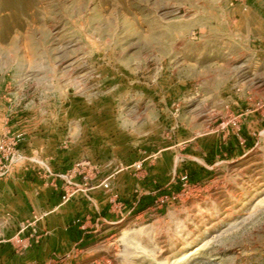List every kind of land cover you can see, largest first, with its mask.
<instances>
[{"label": "rangeland", "instance_id": "1", "mask_svg": "<svg viewBox=\"0 0 264 264\" xmlns=\"http://www.w3.org/2000/svg\"><path fill=\"white\" fill-rule=\"evenodd\" d=\"M0 264H264V0H0Z\"/></svg>", "mask_w": 264, "mask_h": 264}]
</instances>
